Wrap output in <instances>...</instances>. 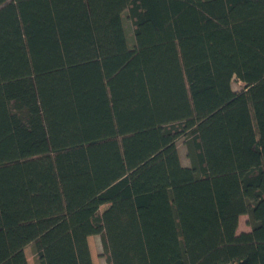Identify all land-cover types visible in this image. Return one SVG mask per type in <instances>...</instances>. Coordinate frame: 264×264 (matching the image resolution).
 <instances>
[{
	"label": "trees",
	"instance_id": "obj_1",
	"mask_svg": "<svg viewBox=\"0 0 264 264\" xmlns=\"http://www.w3.org/2000/svg\"><path fill=\"white\" fill-rule=\"evenodd\" d=\"M90 236L264 264V0H0V264H92Z\"/></svg>",
	"mask_w": 264,
	"mask_h": 264
},
{
	"label": "rangeland",
	"instance_id": "obj_2",
	"mask_svg": "<svg viewBox=\"0 0 264 264\" xmlns=\"http://www.w3.org/2000/svg\"><path fill=\"white\" fill-rule=\"evenodd\" d=\"M124 26H125V31L127 33L128 39H129V44H131L132 43V30H131L130 23L126 19L124 22ZM231 87L233 91L240 90V86L237 83H232ZM176 146H177L181 164L184 166H188L189 161L186 157V150L183 144V140L179 139L176 142ZM106 207L107 206L100 207V212H103L106 209ZM247 220H248L247 216H241L239 218L237 233L249 231ZM88 245L90 249V256H91L92 264H106V261L103 255V248H102L100 237L99 236L88 237ZM24 252H25L27 263L35 264L32 247L31 246L26 247Z\"/></svg>",
	"mask_w": 264,
	"mask_h": 264
}]
</instances>
